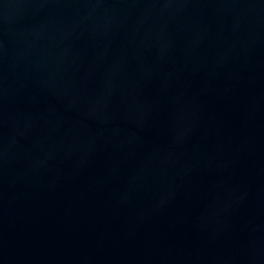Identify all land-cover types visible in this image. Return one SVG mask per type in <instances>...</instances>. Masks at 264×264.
<instances>
[{"label":"water","instance_id":"1","mask_svg":"<svg viewBox=\"0 0 264 264\" xmlns=\"http://www.w3.org/2000/svg\"><path fill=\"white\" fill-rule=\"evenodd\" d=\"M0 264H264V0H0Z\"/></svg>","mask_w":264,"mask_h":264}]
</instances>
